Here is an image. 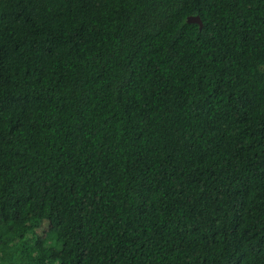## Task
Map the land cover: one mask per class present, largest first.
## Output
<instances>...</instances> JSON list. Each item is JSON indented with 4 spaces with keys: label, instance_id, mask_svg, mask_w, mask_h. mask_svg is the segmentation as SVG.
Returning <instances> with one entry per match:
<instances>
[{
    "label": "trees",
    "instance_id": "16d2710c",
    "mask_svg": "<svg viewBox=\"0 0 264 264\" xmlns=\"http://www.w3.org/2000/svg\"><path fill=\"white\" fill-rule=\"evenodd\" d=\"M0 264H264V0H0Z\"/></svg>",
    "mask_w": 264,
    "mask_h": 264
},
{
    "label": "water",
    "instance_id": "95a60500",
    "mask_svg": "<svg viewBox=\"0 0 264 264\" xmlns=\"http://www.w3.org/2000/svg\"><path fill=\"white\" fill-rule=\"evenodd\" d=\"M186 21L189 23H196L198 25V28L201 29L202 22L199 16H187Z\"/></svg>",
    "mask_w": 264,
    "mask_h": 264
}]
</instances>
